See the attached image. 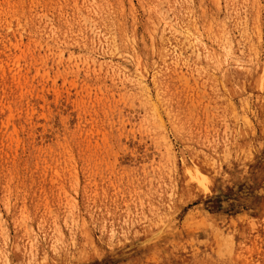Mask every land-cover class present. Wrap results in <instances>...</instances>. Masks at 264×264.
Masks as SVG:
<instances>
[{"label":"rangeland","instance_id":"obj_1","mask_svg":"<svg viewBox=\"0 0 264 264\" xmlns=\"http://www.w3.org/2000/svg\"><path fill=\"white\" fill-rule=\"evenodd\" d=\"M0 264H264V0H0Z\"/></svg>","mask_w":264,"mask_h":264},{"label":"bare ground","instance_id":"obj_2","mask_svg":"<svg viewBox=\"0 0 264 264\" xmlns=\"http://www.w3.org/2000/svg\"><path fill=\"white\" fill-rule=\"evenodd\" d=\"M197 172V171H196ZM200 173V172H199ZM202 175V174H201ZM195 178V177H194Z\"/></svg>","mask_w":264,"mask_h":264}]
</instances>
